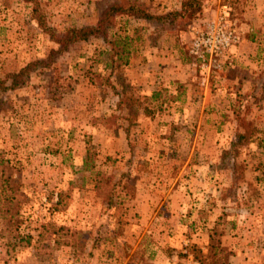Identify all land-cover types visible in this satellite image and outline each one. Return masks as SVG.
<instances>
[{
	"label": "rangeland",
	"instance_id": "1",
	"mask_svg": "<svg viewBox=\"0 0 264 264\" xmlns=\"http://www.w3.org/2000/svg\"><path fill=\"white\" fill-rule=\"evenodd\" d=\"M115 1L182 3L0 0V78L59 46L36 3L64 31ZM223 5L240 39L210 67L191 44ZM112 21L115 49L75 43L4 95L0 213L15 220L0 215V264H162L156 250L169 264H264V0H207L161 30Z\"/></svg>",
	"mask_w": 264,
	"mask_h": 264
},
{
	"label": "trees",
	"instance_id": "2",
	"mask_svg": "<svg viewBox=\"0 0 264 264\" xmlns=\"http://www.w3.org/2000/svg\"><path fill=\"white\" fill-rule=\"evenodd\" d=\"M36 1V0H31ZM207 0H182L180 8H173L166 12H153L145 4L138 1H115L114 3L107 6L103 13L99 16L98 20L93 24H84L81 26H70L64 31H58L50 23L47 22L44 15L41 14L40 8L36 3L34 11L36 18L38 20L39 26L47 32L51 39L57 43L59 46L57 48H52L46 57L37 58L20 69L9 73L5 78H0V105L4 103V95L11 89L25 85L31 77V74L43 67L51 66L64 52L70 49L72 45L78 42H83L89 40L90 38H103L112 45V49L116 47V40H110L108 38L112 19L115 16H130L138 19H145L150 24H152L156 29L161 30L168 28L172 25L185 24L190 18L194 16L197 11L203 9L204 4ZM114 54V53H113ZM246 137V133L243 131H238L237 138L232 143L233 147H236L243 139ZM228 155V152H226ZM234 158V157H233ZM235 166V163H233ZM7 200V198H5ZM3 202L0 197V203ZM2 208H0V211ZM0 215L4 218H10V220H15L14 215L8 216L4 214L3 211ZM15 222V221H11ZM17 223V228L19 223ZM65 229L64 227H59L57 231ZM73 231L70 233L73 235ZM20 241H24L28 244L32 243V235H19Z\"/></svg>",
	"mask_w": 264,
	"mask_h": 264
},
{
	"label": "built area",
	"instance_id": "3",
	"mask_svg": "<svg viewBox=\"0 0 264 264\" xmlns=\"http://www.w3.org/2000/svg\"><path fill=\"white\" fill-rule=\"evenodd\" d=\"M231 7L223 5V9L216 19L207 23L199 30L191 44V54L202 64L210 67H220L219 56L227 48L240 39L239 32L229 23Z\"/></svg>",
	"mask_w": 264,
	"mask_h": 264
},
{
	"label": "crops",
	"instance_id": "4",
	"mask_svg": "<svg viewBox=\"0 0 264 264\" xmlns=\"http://www.w3.org/2000/svg\"><path fill=\"white\" fill-rule=\"evenodd\" d=\"M142 238H143V236H141L136 241V246L139 245L142 242ZM152 257L154 258V261H159V262H162V260L166 258V260L164 262H162V264H169V261L167 259L168 257L163 255L162 250L154 251L153 254H152ZM113 258L116 261H119L120 264H132L130 262V256H128V255H124L123 257L120 255V257H119L120 259H117L116 256H114ZM122 260H124V262ZM158 264H160V263H158Z\"/></svg>",
	"mask_w": 264,
	"mask_h": 264
}]
</instances>
